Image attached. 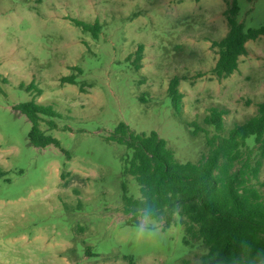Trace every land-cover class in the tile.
Masks as SVG:
<instances>
[{
    "label": "rangeland",
    "instance_id": "374dc122",
    "mask_svg": "<svg viewBox=\"0 0 264 264\" xmlns=\"http://www.w3.org/2000/svg\"><path fill=\"white\" fill-rule=\"evenodd\" d=\"M237 2L246 28L264 27V0ZM231 3L0 0V264H201L207 247L186 246L180 223L152 218L143 237L129 224L124 187L134 198L140 187L125 174L126 147L107 138L125 122L157 131L178 160L196 162L208 151L203 130L214 134L204 123L212 107L227 110V128L256 114L264 35L246 44L233 75L213 73L212 42L229 31ZM73 20L97 25V37ZM71 76L77 84L65 82ZM174 77L180 114L168 92ZM32 83L41 95L28 91ZM31 100L61 115L54 130L41 121L60 147L29 143L32 124L17 107Z\"/></svg>",
    "mask_w": 264,
    "mask_h": 264
},
{
    "label": "trees",
    "instance_id": "16d2710c",
    "mask_svg": "<svg viewBox=\"0 0 264 264\" xmlns=\"http://www.w3.org/2000/svg\"><path fill=\"white\" fill-rule=\"evenodd\" d=\"M239 14V4L232 0L227 12L229 31L212 42L218 50L213 68L218 79L233 75L239 69L241 56L247 54L246 44L264 35V27L246 28L238 20ZM73 21L97 37V25ZM143 51L144 46L140 45L136 60L142 59ZM64 80L77 84L74 76ZM180 82V78L174 77L168 89L176 114L182 111ZM27 89L42 94L33 83ZM17 109L32 124L28 134L31 145L60 147L58 139L41 129L42 119H46L51 130L57 128L55 118L61 115L53 105L31 100ZM226 114L227 110L222 108L210 109L204 123L214 129V134L203 130L208 151L196 162L178 160L157 131L137 133L120 122L107 139L126 147L125 174L140 187L139 198L128 196L124 187L123 211L126 216L133 215L130 225H139L136 217L147 211L153 219L166 217L168 225L180 223L186 246L201 241L207 247L201 264H264V182L260 179L264 166V101L258 104L256 114L229 128ZM4 174L0 168V178Z\"/></svg>",
    "mask_w": 264,
    "mask_h": 264
},
{
    "label": "clouds",
    "instance_id": "9594fccd",
    "mask_svg": "<svg viewBox=\"0 0 264 264\" xmlns=\"http://www.w3.org/2000/svg\"><path fill=\"white\" fill-rule=\"evenodd\" d=\"M151 219H152L151 212L150 211L145 212L142 223L137 226L138 236L143 237L145 234L150 232L148 225Z\"/></svg>",
    "mask_w": 264,
    "mask_h": 264
}]
</instances>
